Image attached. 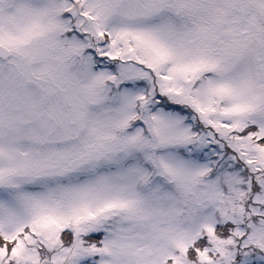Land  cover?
I'll list each match as a JSON object with an SVG mask.
<instances>
[{
    "label": "snow or ice",
    "instance_id": "snow-or-ice-1",
    "mask_svg": "<svg viewBox=\"0 0 264 264\" xmlns=\"http://www.w3.org/2000/svg\"><path fill=\"white\" fill-rule=\"evenodd\" d=\"M0 264H264V0H0Z\"/></svg>",
    "mask_w": 264,
    "mask_h": 264
}]
</instances>
